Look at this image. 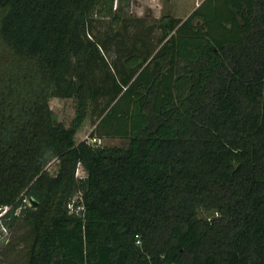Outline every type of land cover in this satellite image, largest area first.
<instances>
[{"label":"trees","instance_id":"1","mask_svg":"<svg viewBox=\"0 0 264 264\" xmlns=\"http://www.w3.org/2000/svg\"><path fill=\"white\" fill-rule=\"evenodd\" d=\"M128 4L0 0V205L25 264H264V0H203L154 47Z\"/></svg>","mask_w":264,"mask_h":264},{"label":"rangeland","instance_id":"2","mask_svg":"<svg viewBox=\"0 0 264 264\" xmlns=\"http://www.w3.org/2000/svg\"><path fill=\"white\" fill-rule=\"evenodd\" d=\"M202 1L203 0H130V4H128L127 7L123 5V10L131 17L126 26L125 33L128 37H131L133 33L139 34V31L136 30H142L140 37L144 39L145 45L154 47L157 39L161 35L159 19L167 16L185 18L193 9L199 6ZM108 24L109 22H107L105 18H96L95 20V28L97 31H104ZM121 25L122 24H119L118 29H121ZM113 55L114 48H111L109 55H106V57L108 60H111ZM51 106H53L66 121L71 119L73 109L71 100L65 99L62 101L55 99L52 101ZM90 129V125L88 124L85 132L81 134V139L88 136ZM100 139L101 145L124 146L126 144V140L124 139ZM47 170L50 174L55 172L56 162L54 160H51L50 163L47 164ZM76 175L79 177L85 175V171L81 166L77 168ZM200 215L208 218L213 216V213L200 211ZM27 230L28 227L22 221H18L16 225L9 230V241L7 243H13L10 247L13 249L1 255L2 257L0 260L2 263L25 264L26 257L23 243H27ZM5 244L6 243H0V245Z\"/></svg>","mask_w":264,"mask_h":264},{"label":"built area","instance_id":"3","mask_svg":"<svg viewBox=\"0 0 264 264\" xmlns=\"http://www.w3.org/2000/svg\"><path fill=\"white\" fill-rule=\"evenodd\" d=\"M87 143L95 144V145H101L100 144V138L97 137H88L86 136L84 138ZM26 204H29L28 198L26 196H23L21 199L20 206L15 209L14 214H18L20 211V208L25 206ZM11 208V205H0V243H7L9 241V229L7 228L6 224L4 223V220L8 219V213Z\"/></svg>","mask_w":264,"mask_h":264},{"label":"water","instance_id":"4","mask_svg":"<svg viewBox=\"0 0 264 264\" xmlns=\"http://www.w3.org/2000/svg\"><path fill=\"white\" fill-rule=\"evenodd\" d=\"M28 201H29V205L32 207V208H35L36 205H37V200L34 198V197H29L28 198Z\"/></svg>","mask_w":264,"mask_h":264},{"label":"crops","instance_id":"5","mask_svg":"<svg viewBox=\"0 0 264 264\" xmlns=\"http://www.w3.org/2000/svg\"><path fill=\"white\" fill-rule=\"evenodd\" d=\"M196 5V4H195Z\"/></svg>","mask_w":264,"mask_h":264}]
</instances>
